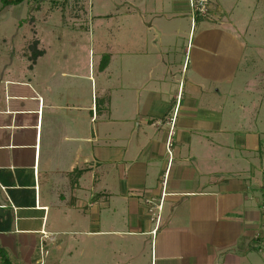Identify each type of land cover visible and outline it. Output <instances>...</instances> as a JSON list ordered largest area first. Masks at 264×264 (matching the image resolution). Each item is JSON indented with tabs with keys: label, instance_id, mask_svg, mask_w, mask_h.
<instances>
[{
	"label": "crops",
	"instance_id": "1",
	"mask_svg": "<svg viewBox=\"0 0 264 264\" xmlns=\"http://www.w3.org/2000/svg\"><path fill=\"white\" fill-rule=\"evenodd\" d=\"M225 2L193 30L189 0L84 1L86 31L0 66L5 245H46L50 264H264V29Z\"/></svg>",
	"mask_w": 264,
	"mask_h": 264
},
{
	"label": "rangeland",
	"instance_id": "2",
	"mask_svg": "<svg viewBox=\"0 0 264 264\" xmlns=\"http://www.w3.org/2000/svg\"><path fill=\"white\" fill-rule=\"evenodd\" d=\"M84 1L90 3L93 0H44L41 2L37 0H25L18 5L7 7H3L0 0V66L11 59L22 63L23 60L19 58L18 54L19 50L27 58L29 54H31L29 56L31 57L33 50L38 48L40 41L49 38H64L79 31H86L84 28L89 27L86 24L87 21L85 22L83 11L79 8V4ZM252 2L255 3L256 7H251L250 13L247 9L242 8L244 0H226L225 5L240 8L242 20H247L246 22H250L251 24V33L255 31L258 33L259 31L261 32V29H264V7L263 5L261 6V2L264 4V0H260L258 4H256V0H252ZM226 10L229 9L226 8ZM87 17L90 22V17ZM251 18H254V20ZM189 28L190 25L186 30L187 33ZM9 50H16V53L13 56H9ZM9 57L11 58L9 59ZM13 242L19 246L17 236L13 239ZM46 247L48 246L44 245L42 249L38 247L34 249L32 246L29 250L30 254L26 257L25 255L15 253V249L9 244L5 245L0 240V248L5 249L4 251L7 253L6 256L9 258L11 264H37L35 262L37 258H42L43 264H45V260H47L46 264H50L48 262L49 258L45 254ZM0 264H4L1 253Z\"/></svg>",
	"mask_w": 264,
	"mask_h": 264
},
{
	"label": "built area",
	"instance_id": "3",
	"mask_svg": "<svg viewBox=\"0 0 264 264\" xmlns=\"http://www.w3.org/2000/svg\"><path fill=\"white\" fill-rule=\"evenodd\" d=\"M213 0H189V4L192 10V29L194 30L195 23L198 19H204L209 16L211 11V5ZM176 118L172 116L168 119V136H167V149L170 155H172V146L174 139V127Z\"/></svg>",
	"mask_w": 264,
	"mask_h": 264
},
{
	"label": "trees",
	"instance_id": "4",
	"mask_svg": "<svg viewBox=\"0 0 264 264\" xmlns=\"http://www.w3.org/2000/svg\"><path fill=\"white\" fill-rule=\"evenodd\" d=\"M24 1L25 0H1L3 7H7V6H10V5H18V4H20V3L24 2ZM37 1L41 2V1H44V0H37ZM4 250L5 249L0 248V253H1V256L3 258L4 264H11L9 258L6 256L7 253H5Z\"/></svg>",
	"mask_w": 264,
	"mask_h": 264
}]
</instances>
